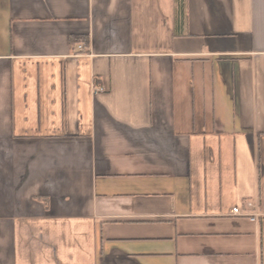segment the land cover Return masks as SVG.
Instances as JSON below:
<instances>
[{
    "label": "crops",
    "instance_id": "obj_1",
    "mask_svg": "<svg viewBox=\"0 0 264 264\" xmlns=\"http://www.w3.org/2000/svg\"><path fill=\"white\" fill-rule=\"evenodd\" d=\"M0 264H264V0H0Z\"/></svg>",
    "mask_w": 264,
    "mask_h": 264
},
{
    "label": "built area",
    "instance_id": "obj_2",
    "mask_svg": "<svg viewBox=\"0 0 264 264\" xmlns=\"http://www.w3.org/2000/svg\"><path fill=\"white\" fill-rule=\"evenodd\" d=\"M79 48L81 47V46H78ZM93 90L95 91V92H102L103 91V87L102 86H100V85H94L93 86ZM246 204V206H248V207H251V202H246L245 203ZM231 213L232 214H239V215H241L240 214V211H239V206H235V207H233L232 209H231Z\"/></svg>",
    "mask_w": 264,
    "mask_h": 264
},
{
    "label": "trees",
    "instance_id": "obj_3",
    "mask_svg": "<svg viewBox=\"0 0 264 264\" xmlns=\"http://www.w3.org/2000/svg\"><path fill=\"white\" fill-rule=\"evenodd\" d=\"M79 40H80V37H77V36L72 37V42H76V41H79Z\"/></svg>",
    "mask_w": 264,
    "mask_h": 264
}]
</instances>
